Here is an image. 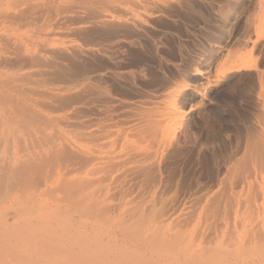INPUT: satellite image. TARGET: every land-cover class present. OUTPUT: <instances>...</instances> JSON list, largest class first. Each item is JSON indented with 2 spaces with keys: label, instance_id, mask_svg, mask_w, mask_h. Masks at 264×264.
I'll return each mask as SVG.
<instances>
[{
  "label": "bare ground",
  "instance_id": "1",
  "mask_svg": "<svg viewBox=\"0 0 264 264\" xmlns=\"http://www.w3.org/2000/svg\"><path fill=\"white\" fill-rule=\"evenodd\" d=\"M0 264H264V0H0Z\"/></svg>",
  "mask_w": 264,
  "mask_h": 264
},
{
  "label": "rangeland",
  "instance_id": "2",
  "mask_svg": "<svg viewBox=\"0 0 264 264\" xmlns=\"http://www.w3.org/2000/svg\"><path fill=\"white\" fill-rule=\"evenodd\" d=\"M48 241L51 242L50 239H49ZM60 243H62V245H63L64 243H65V245L68 244L67 240H66V241H62V242H60ZM38 256H40V255H38ZM37 258H38V257H37ZM37 258H36V257H33L34 261H36ZM39 259H40V257H39ZM39 259H37V261H40ZM40 263H41V262H40Z\"/></svg>",
  "mask_w": 264,
  "mask_h": 264
}]
</instances>
